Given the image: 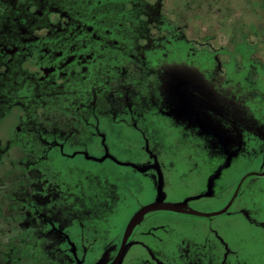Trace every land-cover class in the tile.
Listing matches in <instances>:
<instances>
[{
	"label": "rangeland",
	"instance_id": "1",
	"mask_svg": "<svg viewBox=\"0 0 264 264\" xmlns=\"http://www.w3.org/2000/svg\"><path fill=\"white\" fill-rule=\"evenodd\" d=\"M186 1L166 6L181 7L194 40L175 48L204 52L151 58L126 109L83 104L78 122L23 138L5 156L20 179L4 177L0 160V205L2 184L16 185L0 207V252L24 231L32 246L12 264H46L64 248L72 264H264V0H197L191 11ZM237 37L259 56L216 52L218 70L205 50L235 48ZM14 112L2 142L14 141ZM249 170L261 173L244 178Z\"/></svg>",
	"mask_w": 264,
	"mask_h": 264
},
{
	"label": "flooded vegetation",
	"instance_id": "2",
	"mask_svg": "<svg viewBox=\"0 0 264 264\" xmlns=\"http://www.w3.org/2000/svg\"><path fill=\"white\" fill-rule=\"evenodd\" d=\"M196 1L187 0L185 8L191 11ZM167 5L168 0H0V123L13 110L16 117L10 125L13 143L0 140L4 177L20 179L13 175V161L7 162L5 156H11L10 150L16 151L17 146H25L21 140L26 136L54 131L45 126L78 122L79 116H85L83 104L91 111L93 106L110 101L126 105L130 91L137 93L136 85L151 73V58L204 52L175 48L177 41L192 44L194 40L187 31L190 25L181 24L189 21L182 17L181 7L178 13L174 6L167 11ZM234 41L239 46L207 47L208 58L218 65L216 52L237 57L242 50L243 56L253 60L259 56L256 43L238 37L229 43ZM59 118L64 120L58 122ZM32 151L21 152L20 157L31 158ZM258 173L261 170H249L243 176ZM1 187L5 195L1 205L7 207L16 185L8 180ZM24 232L19 244L6 243L8 251L0 252L1 263H14L12 256L20 248L32 249L30 235Z\"/></svg>",
	"mask_w": 264,
	"mask_h": 264
},
{
	"label": "trees",
	"instance_id": "3",
	"mask_svg": "<svg viewBox=\"0 0 264 264\" xmlns=\"http://www.w3.org/2000/svg\"><path fill=\"white\" fill-rule=\"evenodd\" d=\"M51 250H53L55 252L57 251L56 249H51ZM62 251H63V256L62 257H58L54 252H53V254L50 253L49 254L50 256H48L46 264H60L59 263L60 260L62 261L61 264H68L69 261L71 262L70 264L74 263L75 259H74V256H73L72 249H70V248L69 249L68 248L65 249L64 248ZM70 253H72V254H70Z\"/></svg>",
	"mask_w": 264,
	"mask_h": 264
},
{
	"label": "water",
	"instance_id": "4",
	"mask_svg": "<svg viewBox=\"0 0 264 264\" xmlns=\"http://www.w3.org/2000/svg\"><path fill=\"white\" fill-rule=\"evenodd\" d=\"M153 206V205H152ZM171 207H172V209H175V210H180V208H179V205L178 204H171L170 205ZM150 207V206H149ZM149 207H147V208H145V209H143L142 211H145L146 209H148ZM142 211H140V212H142ZM134 220H135V218H134ZM133 220V221H134ZM131 224V223H130ZM129 224V226L127 227V230H126V232H125V234H124V236H123V240H122V243H121V249H120V254L119 255H121L122 253V250H123V247H124V244H125V241H126V236H127V233L129 232L128 230H129V228L131 227V225Z\"/></svg>",
	"mask_w": 264,
	"mask_h": 264
}]
</instances>
